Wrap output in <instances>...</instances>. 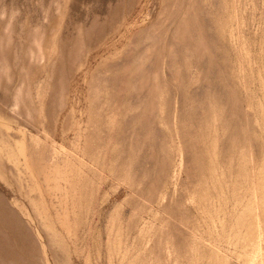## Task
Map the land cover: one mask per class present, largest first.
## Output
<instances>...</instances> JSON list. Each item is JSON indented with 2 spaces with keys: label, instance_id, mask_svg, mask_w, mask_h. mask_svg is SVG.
Wrapping results in <instances>:
<instances>
[{
  "label": "rangeland",
  "instance_id": "1",
  "mask_svg": "<svg viewBox=\"0 0 264 264\" xmlns=\"http://www.w3.org/2000/svg\"><path fill=\"white\" fill-rule=\"evenodd\" d=\"M0 264H264V0H0Z\"/></svg>",
  "mask_w": 264,
  "mask_h": 264
}]
</instances>
